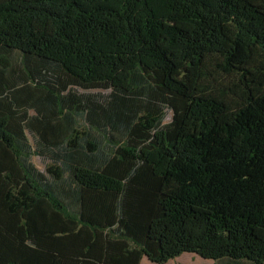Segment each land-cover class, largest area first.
Segmentation results:
<instances>
[{
	"label": "trees",
	"instance_id": "16d2710c",
	"mask_svg": "<svg viewBox=\"0 0 264 264\" xmlns=\"http://www.w3.org/2000/svg\"><path fill=\"white\" fill-rule=\"evenodd\" d=\"M185 253L264 264V0H0V264Z\"/></svg>",
	"mask_w": 264,
	"mask_h": 264
},
{
	"label": "rangeland",
	"instance_id": "374dc122",
	"mask_svg": "<svg viewBox=\"0 0 264 264\" xmlns=\"http://www.w3.org/2000/svg\"><path fill=\"white\" fill-rule=\"evenodd\" d=\"M162 41V40H161ZM160 41V42H161ZM10 62L13 64L15 67L20 66V57L18 53L11 54L9 57ZM170 60L174 63V71L172 74H170V78L173 81H176L178 83H181L184 87H186L188 90L190 89L191 81L196 75V69L192 67L189 63L187 62H182L180 58L179 53H171L170 55ZM83 92H80V94ZM96 93V92H95ZM104 94V96H107L108 93L101 92V94ZM166 120L165 123L169 122L171 120V112L166 111ZM80 125L82 128L85 127V122L83 120H80ZM30 142L34 144V140L32 137H28ZM106 142H102V148L105 149ZM31 163L38 169L40 172L45 173V168L47 162L41 159L39 156H33L31 158ZM141 264H156L153 262H150L148 259L143 258ZM166 264H214L213 261L206 260L202 258L201 256L195 255V254H190V253H185L179 258H174L168 261ZM220 264H231V262L224 261ZM240 264H248V263H240Z\"/></svg>",
	"mask_w": 264,
	"mask_h": 264
},
{
	"label": "crops",
	"instance_id": "0c3cea01",
	"mask_svg": "<svg viewBox=\"0 0 264 264\" xmlns=\"http://www.w3.org/2000/svg\"><path fill=\"white\" fill-rule=\"evenodd\" d=\"M143 260V259H142ZM141 263H142V261H141Z\"/></svg>",
	"mask_w": 264,
	"mask_h": 264
}]
</instances>
